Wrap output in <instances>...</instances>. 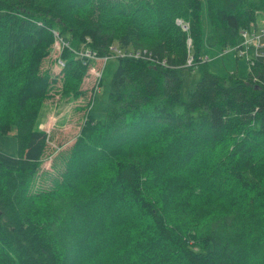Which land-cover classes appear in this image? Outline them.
I'll use <instances>...</instances> for the list:
<instances>
[{"label": "trees", "instance_id": "16d2710c", "mask_svg": "<svg viewBox=\"0 0 264 264\" xmlns=\"http://www.w3.org/2000/svg\"><path fill=\"white\" fill-rule=\"evenodd\" d=\"M260 13L264 0H0V135L16 140L0 151V264H264V62L220 76L201 58L204 43L240 48ZM86 51L118 59L102 119ZM52 90L88 98L54 175L37 127Z\"/></svg>", "mask_w": 264, "mask_h": 264}, {"label": "rangeland", "instance_id": "374dc122", "mask_svg": "<svg viewBox=\"0 0 264 264\" xmlns=\"http://www.w3.org/2000/svg\"><path fill=\"white\" fill-rule=\"evenodd\" d=\"M201 20L203 27V38L211 34L213 28L210 24L206 13L205 2H202ZM264 21V13H260L257 18V23L260 24ZM62 40L57 36L52 50L44 62V67H51L54 71L59 69L60 61L58 59ZM264 40V38H263ZM204 43V42H203ZM60 49V50H59ZM212 49L214 52H212ZM207 51V52H205ZM249 54L252 49L248 48ZM122 55L123 52H117ZM201 58L206 61V67L213 73L220 76H227L231 71H236L238 75H246L249 70L247 58L245 55H239L236 50L224 52L219 47H209L206 43L203 44L201 49ZM86 56L92 57L96 63L89 68L83 82L86 84L87 91L90 85H94L93 99L90 103V113L96 119L104 117L105 106L110 89L112 74L117 66V56L95 58L93 55ZM216 55V56H214ZM189 57V63L191 61ZM164 61H161L163 63ZM202 65L199 64L191 72L186 74L180 93L181 100L187 98L188 86L198 80L201 74ZM56 87V86H54ZM57 88V87H56ZM87 95V94H86ZM88 98L86 96L73 98L71 95L61 96L57 90L51 91L50 98L46 99L40 109L37 118V127L47 131L49 140L45 155L40 166V172H48L54 175V167L51 164L54 161L59 162L58 155L73 143L80 126L83 121V115L86 108ZM0 151L9 155L16 154V140L14 137V129L7 135H0ZM39 181V182H38ZM42 186L49 185L48 180H37Z\"/></svg>", "mask_w": 264, "mask_h": 264}, {"label": "built area", "instance_id": "2783aa9c", "mask_svg": "<svg viewBox=\"0 0 264 264\" xmlns=\"http://www.w3.org/2000/svg\"><path fill=\"white\" fill-rule=\"evenodd\" d=\"M240 33L242 36V41L239 44L240 48H236V47L228 48L225 51L236 50L239 53V55H245L246 56L249 64L250 63L252 64L255 58L261 59L264 62V40H263V38H264V21H262L260 24L257 23L255 28H253L251 30L243 29V30H241ZM60 41H62V40H60ZM63 45H66V43H64L62 41L61 48L63 47ZM248 48L252 49V56L248 55ZM89 54L94 56V53L90 52V51H86L84 53L85 56H90ZM58 59L60 61V65H63V62L61 61V59L59 57H58Z\"/></svg>", "mask_w": 264, "mask_h": 264}, {"label": "crops", "instance_id": "0c3cea01", "mask_svg": "<svg viewBox=\"0 0 264 264\" xmlns=\"http://www.w3.org/2000/svg\"><path fill=\"white\" fill-rule=\"evenodd\" d=\"M205 52H207V51H205ZM212 52H214L213 49H212ZM214 56H216V55H214Z\"/></svg>", "mask_w": 264, "mask_h": 264}]
</instances>
